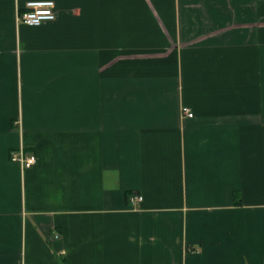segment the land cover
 Returning <instances> with one entry per match:
<instances>
[{
  "label": "crops",
  "instance_id": "0c3cea01",
  "mask_svg": "<svg viewBox=\"0 0 264 264\" xmlns=\"http://www.w3.org/2000/svg\"><path fill=\"white\" fill-rule=\"evenodd\" d=\"M28 1L0 0V264H264V0Z\"/></svg>",
  "mask_w": 264,
  "mask_h": 264
},
{
  "label": "built area",
  "instance_id": "2783aa9c",
  "mask_svg": "<svg viewBox=\"0 0 264 264\" xmlns=\"http://www.w3.org/2000/svg\"><path fill=\"white\" fill-rule=\"evenodd\" d=\"M55 4L52 0H34L25 3V10L20 12L17 17L19 24H25L31 27L38 26L43 22H48L55 19ZM182 112L187 117L192 116L186 108L182 109ZM10 161L16 162L23 169L33 166L37 162L36 154L30 151H25L22 147L12 150L10 153ZM128 200L132 204H137L142 200V196L139 194L132 193L128 196Z\"/></svg>",
  "mask_w": 264,
  "mask_h": 264
}]
</instances>
